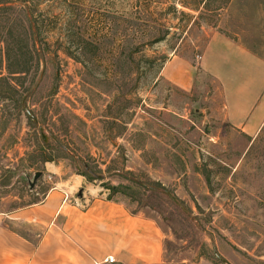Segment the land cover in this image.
Segmentation results:
<instances>
[{
	"label": "rangeland",
	"instance_id": "obj_1",
	"mask_svg": "<svg viewBox=\"0 0 264 264\" xmlns=\"http://www.w3.org/2000/svg\"><path fill=\"white\" fill-rule=\"evenodd\" d=\"M217 36L264 63V0H0V212L83 177L157 222L161 264H264V123L227 120Z\"/></svg>",
	"mask_w": 264,
	"mask_h": 264
},
{
	"label": "crops",
	"instance_id": "obj_2",
	"mask_svg": "<svg viewBox=\"0 0 264 264\" xmlns=\"http://www.w3.org/2000/svg\"><path fill=\"white\" fill-rule=\"evenodd\" d=\"M254 63L258 71L264 68L246 47L225 36L211 41L203 62L225 85L227 120L249 136L264 123V82L244 72ZM188 70L179 59L165 68L184 90L191 88ZM231 73L243 82L228 84ZM85 182L76 176L56 184L38 204L0 212V264H161L163 233L157 222Z\"/></svg>",
	"mask_w": 264,
	"mask_h": 264
},
{
	"label": "water",
	"instance_id": "obj_3",
	"mask_svg": "<svg viewBox=\"0 0 264 264\" xmlns=\"http://www.w3.org/2000/svg\"><path fill=\"white\" fill-rule=\"evenodd\" d=\"M42 176H43V173H42V172H37V173H35L33 180H30V182H29V183H30V187H31V189L34 188L36 182H37L38 179L41 178Z\"/></svg>",
	"mask_w": 264,
	"mask_h": 264
},
{
	"label": "trees",
	"instance_id": "obj_4",
	"mask_svg": "<svg viewBox=\"0 0 264 264\" xmlns=\"http://www.w3.org/2000/svg\"><path fill=\"white\" fill-rule=\"evenodd\" d=\"M20 73H22V72H12V71H10V74H11V75H14V74H20ZM17 103H18V102H17ZM19 106H20V105H19ZM86 176H87L88 179H91V176H89L88 174H87ZM111 189L114 190V187H112Z\"/></svg>",
	"mask_w": 264,
	"mask_h": 264
},
{
	"label": "built area",
	"instance_id": "obj_5",
	"mask_svg": "<svg viewBox=\"0 0 264 264\" xmlns=\"http://www.w3.org/2000/svg\"><path fill=\"white\" fill-rule=\"evenodd\" d=\"M109 263H113L114 262V259H109V261H108Z\"/></svg>",
	"mask_w": 264,
	"mask_h": 264
}]
</instances>
